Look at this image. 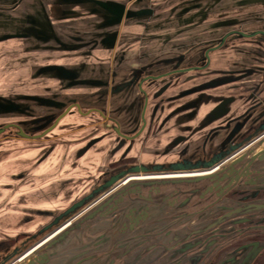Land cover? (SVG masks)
Wrapping results in <instances>:
<instances>
[{
	"label": "flooded vegetation",
	"instance_id": "flooded-vegetation-1",
	"mask_svg": "<svg viewBox=\"0 0 264 264\" xmlns=\"http://www.w3.org/2000/svg\"><path fill=\"white\" fill-rule=\"evenodd\" d=\"M230 38L249 41L239 43ZM212 42L177 45L125 60L121 73L113 74L103 85L99 81L98 91L106 94V104L99 102L105 99L103 95L85 109L74 101L69 104L80 108L78 111L72 106L70 110L92 114L88 128L98 129L94 137L76 148L77 154L108 136L109 146L92 176L96 180L91 179L79 198L50 216L28 241L1 254L0 264L23 259L27 252L32 254L40 248L32 249L41 240L44 246L69 228L111 188L105 184L112 178L121 181L131 175L203 173L256 145L264 133V27L234 29ZM224 49L230 52H221ZM251 187L234 188L197 214L195 210L186 213L194 214L186 226L201 230L180 244H186V249L175 246L170 229H166L152 238L145 237L141 251L142 241L131 246L134 238L126 233L120 242L129 244L127 249L115 251L119 250L112 248L115 242L102 239L108 229L82 236L76 245H96L78 264H264V190L257 192ZM246 202H252V208L242 207ZM138 205L148 212L138 229L157 221L150 216L158 206L151 211L153 207L148 204ZM70 207L72 210L66 212ZM177 212L182 215V208L173 213ZM106 221L110 227L111 217ZM153 243L155 246L143 251Z\"/></svg>",
	"mask_w": 264,
	"mask_h": 264
},
{
	"label": "rangeland",
	"instance_id": "rangeland-1",
	"mask_svg": "<svg viewBox=\"0 0 264 264\" xmlns=\"http://www.w3.org/2000/svg\"><path fill=\"white\" fill-rule=\"evenodd\" d=\"M107 3L114 7L120 17H110V23L105 27L66 36L68 43L47 50L28 52L25 46L15 44L17 37L7 33L0 35V127L17 124L28 134H40L56 119L47 113L51 98L43 93L100 91L97 89L100 84L109 81L113 74H119L117 59L123 54L134 59L147 53L152 55L164 47L172 46L174 49L177 45H210L228 31L264 27V0H115ZM234 41L243 43L249 40ZM221 52L227 54L230 49ZM68 74L71 76L67 77ZM82 81L85 82L76 83ZM99 91L84 101L97 102L103 95L105 99L99 102L106 104V94ZM50 120H53L51 124ZM69 125L71 133L80 132L74 123ZM15 131L13 127L7 128L0 134V142L15 136ZM52 133L24 139L33 146L45 144L46 153L50 152V142L53 148L57 145L55 150L59 152L58 141L64 140L62 137L67 134L60 136L61 132H56L57 136ZM54 135L57 136L55 139ZM256 145L264 146V133ZM60 156L52 154V170L58 167ZM33 158L37 159V155ZM55 177H51L55 186L51 190V201L47 205L49 209L45 212L47 215L34 217L37 221L35 225L41 218L46 220L48 215L53 217L66 209L73 199L84 193L87 182L95 179L92 176L77 178L65 187L64 182Z\"/></svg>",
	"mask_w": 264,
	"mask_h": 264
},
{
	"label": "crops",
	"instance_id": "crops-1",
	"mask_svg": "<svg viewBox=\"0 0 264 264\" xmlns=\"http://www.w3.org/2000/svg\"><path fill=\"white\" fill-rule=\"evenodd\" d=\"M108 1L114 2L115 0H0V35L7 33L17 37L15 44L25 46L28 52L60 46L69 42L66 36L105 27L109 25L110 17H120L119 13L113 9L114 7L107 3ZM164 49L169 48H160L158 51ZM128 59H131L130 55L126 54L117 59V69L120 70V67L124 66V61ZM115 61L113 57L114 67ZM43 64L46 63L43 62ZM45 69L47 68L45 67ZM97 91L45 92L43 94L51 98L47 113L57 117L73 101L80 103L83 109L88 108L92 102L84 100L96 95ZM55 117L52 119L54 120ZM91 118L92 114L82 115L73 108L45 134L47 136L52 131V134L56 135L61 132L60 136L67 134L62 137L64 140L60 138L61 140L58 141L60 153L56 152L57 149L55 150L57 145L53 148L49 142L50 152L46 153L44 151L45 144L33 146L27 139L19 137L15 133V136L1 140L0 255L13 251L29 235L35 234L49 222L50 215L46 220L41 218L35 225L37 221L34 217L40 218L47 215L45 212L49 209L51 190L55 186L51 181L52 176L56 175L55 178H60V181L62 180L67 187V183L70 184L72 181L74 183L77 178H88L96 174L109 146L108 136L90 150L82 152L80 155L76 152V148L84 145L98 132V129L91 131L88 128ZM53 120H50V124ZM70 123L78 126L80 135H76L79 133L75 132L71 133ZM57 136L54 135V139ZM53 153H56V156L61 154V161H59L58 167L52 170ZM34 155H37V159L33 158ZM67 180L69 181L67 182ZM88 183L86 184L87 188L90 186ZM75 200L73 199V201ZM43 242L44 240H41L32 249L36 250L41 247ZM27 255H30L29 252Z\"/></svg>",
	"mask_w": 264,
	"mask_h": 264
},
{
	"label": "water",
	"instance_id": "water-1",
	"mask_svg": "<svg viewBox=\"0 0 264 264\" xmlns=\"http://www.w3.org/2000/svg\"><path fill=\"white\" fill-rule=\"evenodd\" d=\"M72 106L80 111L77 104L69 105L56 117L53 124L40 134L30 135L24 132L19 125L11 123L0 127V134L7 128L13 127L19 137H41L54 128ZM215 167L203 173L196 172L190 173V175L168 177L144 175L147 177L142 178L139 175H131L121 181L112 178L105 184V186L112 185L111 188L101 195L102 197L94 207L88 209L78 219H74L69 228L57 233L47 241V244L12 264H78L85 259L87 254L92 253L93 244L96 245V243L92 242L91 245L81 246L76 245V243L87 233L94 235L95 232H103L108 229L110 232L103 233L102 239L110 244L112 241L115 242L116 245L112 248L119 249L115 251L127 249L129 244L125 245L120 242L126 233L130 235L131 239L134 238L130 243L131 246L142 241L141 251L143 244H145V237L152 238L166 229H170L172 233L173 244L175 246L180 245L183 241L192 239L188 235L201 231L186 226L192 215L197 214L207 206L213 205L234 188L242 185L253 186L250 189L257 192L264 190V146L255 145L224 165ZM143 203L153 207L151 211H154L156 206L159 207L158 211L150 216L154 220L157 218V221L147 224L143 229H138L139 221L144 219L148 213L147 208L140 209L138 205ZM252 206V202L242 204L244 208H252ZM176 208H182V215L179 214L180 212L173 213ZM71 210L70 207L66 212ZM171 210L172 214H167ZM192 210H195L194 214L185 215ZM109 217L112 220L110 227L109 222L106 221ZM209 225H206V228H209ZM93 240L95 239L93 238ZM163 241L165 243L170 242L168 240ZM183 245H180V248L186 249V244ZM153 246L155 243L148 245L143 251L149 250ZM101 254L103 255L102 250Z\"/></svg>",
	"mask_w": 264,
	"mask_h": 264
},
{
	"label": "bare ground",
	"instance_id": "bare-ground-1",
	"mask_svg": "<svg viewBox=\"0 0 264 264\" xmlns=\"http://www.w3.org/2000/svg\"><path fill=\"white\" fill-rule=\"evenodd\" d=\"M197 171H199V170H197ZM183 172H184V171H183ZM185 174H186V171H185ZM153 175H154V174H153ZM170 175H176V174H173V173H172V174H161L160 176H170ZM178 175H180V174H178ZM178 175H177V176H178ZM187 175H188V174H187ZM139 177L142 178V177H147V176L139 175ZM27 253H28V252H27ZM25 257H26V256H25Z\"/></svg>",
	"mask_w": 264,
	"mask_h": 264
}]
</instances>
